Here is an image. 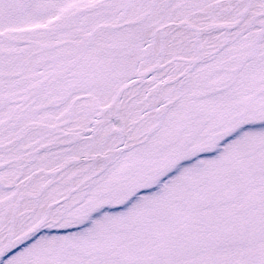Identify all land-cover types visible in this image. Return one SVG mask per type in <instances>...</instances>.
I'll return each instance as SVG.
<instances>
[{
  "label": "snow or ice",
  "instance_id": "6c2138e0",
  "mask_svg": "<svg viewBox=\"0 0 264 264\" xmlns=\"http://www.w3.org/2000/svg\"><path fill=\"white\" fill-rule=\"evenodd\" d=\"M0 264H264V0H0Z\"/></svg>",
  "mask_w": 264,
  "mask_h": 264
}]
</instances>
